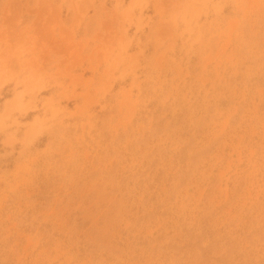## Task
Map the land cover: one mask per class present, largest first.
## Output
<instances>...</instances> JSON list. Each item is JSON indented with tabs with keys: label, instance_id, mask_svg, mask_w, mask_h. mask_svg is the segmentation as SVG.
Wrapping results in <instances>:
<instances>
[{
	"label": "rangeland",
	"instance_id": "rangeland-1",
	"mask_svg": "<svg viewBox=\"0 0 264 264\" xmlns=\"http://www.w3.org/2000/svg\"><path fill=\"white\" fill-rule=\"evenodd\" d=\"M0 264H264V0H0Z\"/></svg>",
	"mask_w": 264,
	"mask_h": 264
}]
</instances>
